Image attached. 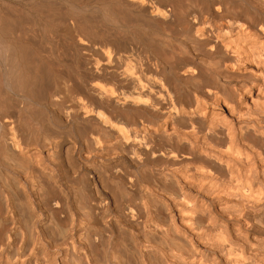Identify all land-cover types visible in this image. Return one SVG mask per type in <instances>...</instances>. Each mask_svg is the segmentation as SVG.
Returning a JSON list of instances; mask_svg holds the SVG:
<instances>
[{
    "label": "bare ground",
    "instance_id": "6f19581e",
    "mask_svg": "<svg viewBox=\"0 0 264 264\" xmlns=\"http://www.w3.org/2000/svg\"><path fill=\"white\" fill-rule=\"evenodd\" d=\"M246 1L74 0L154 28L141 43L104 30L96 50L95 21L55 2L14 12L0 0V264H47L48 251L61 264H264L250 236L264 238V0ZM41 22L75 45L69 78ZM74 81L70 103H55ZM168 161L169 172L150 168ZM139 176L152 189L131 201ZM148 207L149 225L138 221ZM176 215L189 216L199 247ZM120 224L138 233L130 245Z\"/></svg>",
    "mask_w": 264,
    "mask_h": 264
},
{
    "label": "rangeland",
    "instance_id": "374dc122",
    "mask_svg": "<svg viewBox=\"0 0 264 264\" xmlns=\"http://www.w3.org/2000/svg\"><path fill=\"white\" fill-rule=\"evenodd\" d=\"M52 2V3H58V5H60L62 8L64 7L66 10H68V11H72V12H74L75 14H77V15H79L80 17H83L84 19H86V20H90V21H95L96 22V26L99 28H97V30L99 31L100 29V32L101 33H99L97 30H95V32H94V39H95V41H96V44H95V47H94V49H96V50H100V49H102V47H101V44L103 43V40H104V37L106 36L105 34H104V30H109L112 34H117L116 36L119 38V39H122L123 41L124 40H127L126 38H128L129 40L132 38V39H135L136 41H138V42H140L141 43V41H140V33L141 34H144V33H151V32H153V30H154V28H153V26L152 25H146V24H136V23H134V24H127L126 26L125 25H123V24H121L120 22H118V19L117 18H115V17H111V15H109L108 13H107V11H106V9H107V7H108V5H106V4H104L103 2H96V3H91V4H76L75 2H74V0H1V4H3V5H5V6H7V7H9L11 10H13L14 12H16L15 10V8H17L18 10H24L25 9V11H32V10H34L39 4H45V3H49V2ZM166 1V0H165ZM189 1H195V0H189ZM238 2H240V3H242L244 6H248L249 4H248V1H246V0H231V3L230 4H233V3H238ZM32 5H35V6H32ZM197 6H200L201 5V2H199V3H197L196 4ZM40 6V5H39ZM196 6V7H197ZM15 10H14V9ZM63 8V9H64ZM192 13H195V12H193L192 11ZM192 13H190V14H192ZM91 18V19H90ZM109 18V19H108ZM111 19V20H110ZM137 19V18H136ZM44 23L45 22H41V26H40V28H41V30H42V32H41V36H42V34H43V36L45 37H43L42 36V38H43V42H44V46L45 47H47V48H53L52 50H53V54L55 53V55L53 56L58 62H61V63H59L60 64V67H58V71L59 72H62L61 73V76H63V77H70L72 74H75V68H77V64H73L71 61H74L75 62V60H73L72 59V53H73V58H76V54H75V45H73V42L69 39V36L67 35V34H62V33H56L55 32V30H53V28L51 27V26H49L48 25V27H46L45 25H44ZM118 23V24H117ZM136 24V25H135ZM43 25V26H42ZM133 25V26H132ZM107 27V28H106ZM47 28V29H46ZM46 30V31H45ZM102 30H103V32H102ZM135 31V32H134ZM138 31V32H137ZM52 35V36H54V37H50L49 35ZM60 34V35H59ZM57 35V36H56ZM104 37H103V36ZM130 37H128V36ZM138 35H139V37H138ZM68 36V37H67ZM48 37H50L49 39L51 40H49L48 39ZM125 39H124V38ZM58 38V39H57ZM53 39V40H52ZM60 39V40H59ZM62 39V40H61ZM100 39V40H99ZM66 40V41H65ZM61 41V42H60ZM63 41V42H62ZM128 41V40H127ZM55 42H57L56 44H58V45H56L55 44ZM64 42H67V44L66 43H64ZM101 42V43H100ZM66 44V45H65ZM71 44V45H70ZM60 45V46H59ZM66 47H65V46ZM72 46V47H70V46ZM145 46V45H144ZM59 47V48H58ZM98 47V48H97ZM66 48V50H64ZM72 48V49H71ZM57 51V52H56ZM65 51V52H64ZM74 51V52H73ZM69 54H68V53ZM65 54V55H63V54ZM75 54V55H74ZM70 55V56H69ZM67 58H68V60H67ZM70 60V61H69ZM76 63H77V61H76ZM73 65V66H72ZM74 71V72H73ZM71 72V73H70ZM69 73V74H68ZM76 78H77V80L76 81H78V82H83V81H80V80H83L79 75H77L76 74ZM76 81H74V82H70L67 86H63V85H61V87L62 88H64L63 90H58L57 92H56V94H55V96H54V102L55 103H57V104H59V105H63V103H64V105H68V103H70L69 101L71 100L70 99V97L68 96V94L70 93L69 91H66L65 92V88H71V89H75V88H77V87H79V86H77V85H79L78 84V82L76 83ZM74 83L75 84H77V85H74ZM54 86V85H53ZM58 85H56V86H54V88H56ZM74 86H76V87H74ZM68 93V94H67ZM66 94H67V96H66ZM67 98H66V97ZM66 99V100H65ZM69 99V100H68ZM28 102H30L29 104H31V107L34 109H36V111H39V112H41V113H43V114H45V115H47L48 117H50L49 119H51L50 121H54V118H53V116L50 114V113H48V109H46V107H45V105L44 104H41V103H38V102H35V101H32L31 102V100L30 101H28ZM34 102H35V104H34ZM39 104V105H38ZM36 105H38L39 106V108H37V107H35ZM34 106V107H33ZM44 107V108H43ZM208 108H209V110H213V109H215L217 112L219 111V112H221V113H224V114H226L227 115V111L224 109V108H217V107H215V106H213V107H211V105H208L207 106ZM44 110H43V109ZM34 109V110H35ZM38 109V110H37ZM47 112V113H46ZM29 114V113H28ZM50 114V115H49ZM230 119V118H229ZM30 122H33L32 124L34 125L35 124V121H30ZM36 126H39L37 123L35 124ZM34 125V126H35ZM236 126H237V124H236ZM235 126V127H236ZM45 154L46 153H44V154H42V156L41 157H44V166L47 168V169H49V170H51V169H53L52 167H51V162L50 161H48L47 159H48V157H46L45 156ZM47 155V154H46ZM108 162V161H107ZM107 162L105 163V164H107ZM173 163H175V162H171V161H168V162H159V163H155V164H153L152 163V165L150 166V168L152 169V171H154L153 173H156V172H159V171H161V170H163V171H168L169 172V170H172L173 168L171 167V165L173 164ZM184 165V164H183ZM106 166V165H105ZM162 166V168H159V167H161ZM166 166V167H165ZM153 167V168H152ZM71 168H72V166H71ZM156 168H157V170H156ZM183 168V167H182ZM181 167L179 168V170H181L182 169ZM159 169V170H158ZM70 171H71V169H70ZM52 173H54V175L56 176L59 172L54 168L53 169V171H52ZM137 175H139V174H137ZM141 177L139 176V186H137L136 188L137 189H135V191H134V193H133V195L132 194H130V200L131 201H134L135 199H137V193H139V191H144V192H147V191H149V190H151L150 189V186H148L147 185V183H144L141 179H140ZM142 185V186H141ZM144 185V186H143ZM31 185H29V188H28V192H29V194H31L32 193V186L30 187ZM118 188H120V190L122 191V192H125V193H128L129 192V190L128 189H126V187H124V186H119ZM146 189V190H145ZM148 189V190H147ZM99 191H101V188H99L98 189ZM189 192V191H188ZM157 198H159V200H162V198L161 197H159V194L157 195ZM130 201V202H131ZM112 205L114 204L113 202L111 203ZM148 205V204H147ZM149 206V205H148ZM151 207V206H150ZM150 207H148V208H150ZM150 212H152V213H150ZM150 213V214H149ZM149 213H148V217L146 218V217H144V218H140L139 219V217H138V213H137V211L135 212H133V215H134V219L137 221L138 219V221L139 222H142L143 224H147V225H149L150 223H152L151 221H153V223H154V212H153V210H151V208L149 209ZM120 214H118V215H115L114 216V219L112 220V222H117V223H120V216H119ZM150 215V216H149ZM135 216H136V218H135ZM138 217V218H137ZM142 217H143V214H142ZM147 219V220H146ZM143 220H144V222H143ZM145 220H146V222L147 221H149V222H145ZM175 221H176V224H177V227H178V232H180V234H182V235H184V236H186V238H189V239H192V240H194L197 236L196 235H194L195 233H192L193 231H194V227H191L192 225L190 224L191 223V221H190V218H189V216H188V218L187 217H185V218H182L181 216H175ZM189 221V222H188ZM263 221V220H262ZM149 223V224H148ZM182 224V225H181ZM185 226H184V225ZM189 224V225H188ZM121 226H120V230H121V236H122V239H123V242L124 243H126V245H130V243H131V233H136V232H133V231H131L130 229H128L125 225H123V224H120ZM191 225V226H190ZM263 225H264V221H263ZM188 227V228H187ZM192 228V229H191ZM107 229V230H106ZM148 229V228H147ZM180 229V230H179ZM187 229H189V230H187ZM209 229V230H208ZM109 230H110V228H105L104 227V231H105V233H104V235H109L110 233H109ZM192 231V232H191ZM208 231H210V228H207V233H208ZM126 232V233H125ZM128 232V233H127ZM130 232V233H129ZM191 233V234H190ZM137 235H138V233H136ZM208 234H211V232H209ZM106 235V236H107ZM256 234H255V232L253 231V232H250V236H251V238H255L254 240L256 241H254L253 239H251V241H252V243H255V244H252V245H254L253 247H256V248H258L259 247V245H260V249H263L264 250V246L262 245V244H264L263 243V241H262V239L264 240V238L263 237H259V236H255ZM126 236V237H125ZM194 236H196V237H194ZM254 236V237H253ZM258 238V239H257ZM260 238V239H259ZM200 239V238H199ZM258 240V241H257ZM260 241H262V243L260 242ZM194 242L196 243L195 244V246L196 247H199V245L198 244H200V243H198V241L196 242V240H194ZM259 242V243H258ZM150 243H151V245H152V247H154V249L155 250H157L158 251V253H160V254H162L163 256H165V257H167V253H169V246L167 245V244H164V243H162V241H161V239H160V237H159V235H157V234H152L151 236H150ZM256 243H258L257 245H256ZM159 245V246H158ZM256 245V246H255ZM258 246V247H257ZM262 246V247H261ZM160 247V248H159ZM167 248V249H166ZM258 248V249H259ZM162 249V250H161ZM259 249V250H260ZM263 250H260V252L262 253L263 252ZM164 253V254H163ZM261 253H258V254H260L259 256H258V254L256 255L257 257H263V255L261 256ZM47 254H48V258H49V263H47V264H61L59 261L60 260H62L63 259V256L61 255V254H59V253H55V252H47ZM56 255V256H55ZM56 258H55V257ZM51 257V258H50ZM52 259V260H51ZM261 259V258H260ZM56 260V261H55ZM2 262V261H1ZM54 262V263H53ZM56 262H58V263H56Z\"/></svg>",
    "mask_w": 264,
    "mask_h": 264
}]
</instances>
